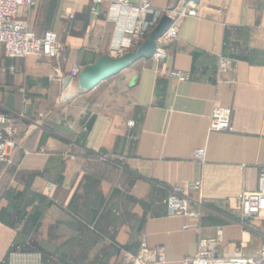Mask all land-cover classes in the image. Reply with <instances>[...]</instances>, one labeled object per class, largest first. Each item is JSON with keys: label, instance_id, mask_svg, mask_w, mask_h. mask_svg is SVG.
Wrapping results in <instances>:
<instances>
[{"label": "crops", "instance_id": "obj_1", "mask_svg": "<svg viewBox=\"0 0 264 264\" xmlns=\"http://www.w3.org/2000/svg\"><path fill=\"white\" fill-rule=\"evenodd\" d=\"M190 2L198 15L182 23L164 62L138 57L84 94L69 78L73 65L122 57L110 3L96 16L90 0L19 10L33 33L55 32L63 49L44 62L6 59L0 47V68L15 67L0 72V113L22 116L10 163L0 166V264H122L120 252L136 254L142 236L164 248L158 264H182L200 239L216 240L219 256L258 254L264 212L243 223L228 200L256 190L264 168V0ZM220 55L232 60L225 74ZM167 69L189 79L179 83ZM217 107L230 110L231 132L209 130ZM194 182L197 216L168 217L169 190Z\"/></svg>", "mask_w": 264, "mask_h": 264}, {"label": "built area", "instance_id": "obj_2", "mask_svg": "<svg viewBox=\"0 0 264 264\" xmlns=\"http://www.w3.org/2000/svg\"><path fill=\"white\" fill-rule=\"evenodd\" d=\"M110 3V16L117 21V40L115 51L118 56L132 52L138 48L147 38L149 33L157 26L162 17L170 20L167 30L156 42V48L151 55V60L162 63L167 59L166 49L178 40L179 30L187 18L198 15L196 6L190 2L174 9L157 10L152 5V0H90V14L98 15L101 4ZM36 5V0H0V47L4 57L10 60L25 59L28 57L39 58L44 62L55 59L63 49L57 34L46 31L42 36H37L29 29L26 21L19 19L20 9L31 10ZM72 19L73 16L69 15ZM232 66V60L224 55L218 57L217 70L219 74L227 73ZM81 67L73 65L69 71V78L76 80ZM5 74L15 73V67L0 68ZM166 74L179 83L186 82L189 74L167 69ZM22 116L12 112L0 113V166L10 163L9 150L14 145V136L17 132ZM130 127L133 126L129 122ZM210 131L231 132V112L228 108H214L209 117ZM71 160L75 157L71 156ZM102 162L121 161V158L99 156ZM199 182L185 184L181 187L169 190L163 204L168 217L187 216L195 218L197 215L190 211L192 201L190 191H198ZM228 209L232 214H240L243 223L257 221L264 212V168L258 172L257 187L252 192H244L232 200H228ZM184 230H195L196 227L185 225ZM13 249H17L13 246ZM217 241L200 239L197 252L194 256L185 258L182 264H264V244L260 247L256 256L251 257H225L217 254ZM12 253L11 255H13ZM165 250L162 247L150 249L147 239L142 236L139 241V250L136 254L122 250L120 261L122 264H158L164 262Z\"/></svg>", "mask_w": 264, "mask_h": 264}, {"label": "water", "instance_id": "obj_3", "mask_svg": "<svg viewBox=\"0 0 264 264\" xmlns=\"http://www.w3.org/2000/svg\"><path fill=\"white\" fill-rule=\"evenodd\" d=\"M169 25L170 20L164 16L160 19L157 26L149 33L146 40L134 51L125 54L118 59L103 57L93 66L81 68L77 77L81 94L93 90L101 82L117 75L136 58L141 56H151L156 48L157 40L167 30Z\"/></svg>", "mask_w": 264, "mask_h": 264}, {"label": "rangeland", "instance_id": "obj_4", "mask_svg": "<svg viewBox=\"0 0 264 264\" xmlns=\"http://www.w3.org/2000/svg\"><path fill=\"white\" fill-rule=\"evenodd\" d=\"M181 5H184V3H182ZM180 4H178V5H176L175 7H173V8H170V9H174V8H176V7H178V6H181Z\"/></svg>", "mask_w": 264, "mask_h": 264}]
</instances>
